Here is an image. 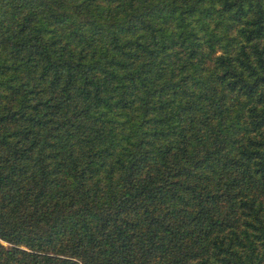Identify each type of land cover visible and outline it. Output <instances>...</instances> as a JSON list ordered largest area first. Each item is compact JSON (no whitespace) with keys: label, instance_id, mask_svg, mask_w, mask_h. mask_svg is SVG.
<instances>
[{"label":"trees","instance_id":"16d2710c","mask_svg":"<svg viewBox=\"0 0 264 264\" xmlns=\"http://www.w3.org/2000/svg\"><path fill=\"white\" fill-rule=\"evenodd\" d=\"M0 264H264V0H0Z\"/></svg>","mask_w":264,"mask_h":264}]
</instances>
